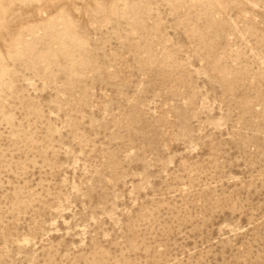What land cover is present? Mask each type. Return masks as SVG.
I'll return each mask as SVG.
<instances>
[{"label": "rangeland", "instance_id": "1", "mask_svg": "<svg viewBox=\"0 0 264 264\" xmlns=\"http://www.w3.org/2000/svg\"><path fill=\"white\" fill-rule=\"evenodd\" d=\"M0 264H264V0H0Z\"/></svg>", "mask_w": 264, "mask_h": 264}]
</instances>
